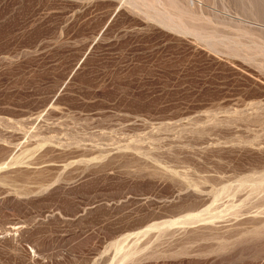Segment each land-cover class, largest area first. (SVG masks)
<instances>
[{"label": "rangeland", "instance_id": "374dc122", "mask_svg": "<svg viewBox=\"0 0 264 264\" xmlns=\"http://www.w3.org/2000/svg\"><path fill=\"white\" fill-rule=\"evenodd\" d=\"M0 264H264V0H0Z\"/></svg>", "mask_w": 264, "mask_h": 264}]
</instances>
